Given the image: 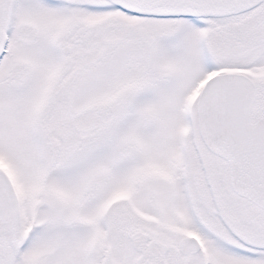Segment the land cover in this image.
Masks as SVG:
<instances>
[{
    "label": "snow or ice",
    "instance_id": "snow-or-ice-1",
    "mask_svg": "<svg viewBox=\"0 0 264 264\" xmlns=\"http://www.w3.org/2000/svg\"><path fill=\"white\" fill-rule=\"evenodd\" d=\"M0 264H264V0H0Z\"/></svg>",
    "mask_w": 264,
    "mask_h": 264
}]
</instances>
